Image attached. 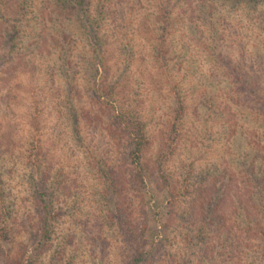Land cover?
Here are the masks:
<instances>
[{
    "label": "rangeland",
    "instance_id": "374dc122",
    "mask_svg": "<svg viewBox=\"0 0 264 264\" xmlns=\"http://www.w3.org/2000/svg\"><path fill=\"white\" fill-rule=\"evenodd\" d=\"M1 3L0 256L130 259L106 178L123 109L175 192L170 218L159 178L125 191L151 264H193L211 247L215 264H264V0H16L15 19ZM218 198L226 232L209 220Z\"/></svg>",
    "mask_w": 264,
    "mask_h": 264
},
{
    "label": "trees",
    "instance_id": "16d2710c",
    "mask_svg": "<svg viewBox=\"0 0 264 264\" xmlns=\"http://www.w3.org/2000/svg\"><path fill=\"white\" fill-rule=\"evenodd\" d=\"M15 1L16 0H2L3 3H1L4 9L8 11V15L12 16L13 19H15L16 16L19 15V11H17L13 7L10 8V5H7L9 3H11L12 5V3H14ZM94 91H97L95 87ZM105 95L107 99L110 96L108 92H106ZM100 96L101 95H98V97ZM102 102L106 103L108 106L113 105L112 101H108L106 99ZM119 110L120 112H118L117 115L114 116L115 121L117 122V137L118 140L122 139L124 141L125 145L122 144V146L125 147H119L121 146V143L117 142V147H119L120 149L118 161L114 163L109 173L107 172L106 178L113 193L116 207L118 208V211L120 213V215L118 216V224L124 231L125 244L130 250V259L127 260L125 264H151L152 247H154V243L152 240H148L144 236V232L146 229L144 220L142 221L143 226L138 227V225H135L134 222L131 221V218L128 217L130 216L128 215V212L127 215H125L126 197L124 196V194L128 187L137 188L145 184V182L149 179L158 180L159 178V188L166 187L167 194L170 196V209L168 211V216L172 218L175 208V192H173V189L169 187L170 183L162 173V159L158 157L157 161L152 163V166L149 164V162L143 160V151L145 149L146 140L144 132L139 126L138 121L132 120L130 117H128V113L126 110ZM182 110L183 105L180 101V103L177 104L176 119H178V117L181 115ZM171 129L174 133H176L174 123L172 124ZM29 162L33 167H39V164H37L38 162H36V164L30 160ZM40 194L41 197L39 198V202H36L35 206L37 208V212L39 211L38 228L40 231L38 239L40 241H44L49 234L50 219L52 218V213L49 206L47 205L48 193L44 191V193L42 192ZM224 201L225 199L218 198V200L214 204L215 207L211 209L213 217L209 220L212 223L214 222L216 226L219 227L218 229H222L223 232H226L228 228L225 227V219L221 216V207L224 204ZM210 203H212V195H210V197H207L205 201L206 205H209ZM197 216L203 217L204 215L202 214V211H199V213H196V217ZM253 228L256 232L261 233L259 228ZM203 256L206 258V260H209V264H215L216 251L212 247L210 248L209 252L203 253ZM202 257L197 259L198 261L193 264H202ZM33 262V259L31 260L30 257L26 255V251L24 248H22L18 254L11 256L5 254L0 256V264H32Z\"/></svg>",
    "mask_w": 264,
    "mask_h": 264
}]
</instances>
